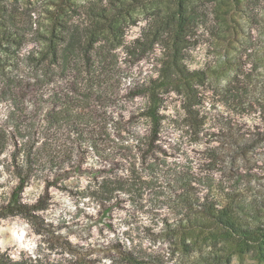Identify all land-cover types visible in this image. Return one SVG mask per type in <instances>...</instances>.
Masks as SVG:
<instances>
[{
	"label": "rangeland",
	"instance_id": "1",
	"mask_svg": "<svg viewBox=\"0 0 264 264\" xmlns=\"http://www.w3.org/2000/svg\"><path fill=\"white\" fill-rule=\"evenodd\" d=\"M51 2L0 0V22L11 18L12 32L27 34L17 49L21 56L44 44L33 31L46 33ZM124 14L130 19L107 58V75L90 92L78 90L90 94L80 119L67 114L44 133L47 102L34 112L26 69L18 107L28 115L15 111L10 118L14 110L0 101V122L9 130L28 127L22 132L46 162L20 194L27 203L35 192L26 197L25 190L43 183L36 201L44 197L45 225L32 233L41 237L39 255L10 245L0 250V264H112L104 247L117 239L160 255L165 264H264V0H136ZM92 68L99 69L98 61ZM168 78L182 92L163 86ZM66 80L55 76L49 86L65 94ZM141 87L158 93L162 116L148 148L141 116L146 98L133 95ZM185 92L194 103L191 114L183 108ZM59 194L71 198L75 211L65 209L53 224L47 217L62 207ZM201 204L225 208L237 232L197 213ZM16 217L22 218L0 219V228ZM181 219L190 243L184 254L169 252Z\"/></svg>",
	"mask_w": 264,
	"mask_h": 264
},
{
	"label": "trees",
	"instance_id": "2",
	"mask_svg": "<svg viewBox=\"0 0 264 264\" xmlns=\"http://www.w3.org/2000/svg\"><path fill=\"white\" fill-rule=\"evenodd\" d=\"M52 1L53 10H47L49 23L45 27L46 33H41L39 27L33 31V36L42 39L44 44L38 45L36 50L25 56H21L17 49L22 45L27 34L12 32L15 24L11 18H5L0 22V27L3 29L0 33V101L9 103L10 108L14 110L10 112V118L15 111L28 115L26 109L18 107L20 101L18 82L23 81L21 73L26 69V76L32 80L31 91L35 95L34 112L40 110L39 104L43 99L47 102V110L41 121L47 124L43 132L48 134L60 117L69 114L80 119L82 116L80 104L90 98V94H80L78 90L84 89L90 92L94 83L99 84L100 79L107 75L105 71L108 66L105 63H109L107 58H110L112 51L120 45L124 25L127 19H130L124 12L136 0H107L105 3L99 0L81 5L70 0ZM178 6L176 13L179 15L181 4ZM35 22L37 24V21ZM33 23L30 18V28ZM177 24H180V21ZM3 44L7 46L4 47ZM12 45H15L16 49H12ZM95 61H98L97 70L92 68ZM174 69L177 70L175 64ZM98 70L99 72L95 74ZM61 75L67 79L68 88L65 94H60L49 86L55 76ZM162 85L182 92V86L176 78H168ZM133 95L146 98L141 116L148 125V133L144 137V145L148 148L157 140L160 131L162 116L159 113L158 93L153 88L141 87L137 88ZM185 96L183 108L187 114H191L194 103L186 92ZM79 97L82 99L80 100ZM7 124L6 120L0 122V219L21 216L30 221L34 229L39 232L45 225L39 215V212L46 209L44 197H39L34 204H27L21 200L20 194L31 178L44 168L46 162L41 159L39 150H34V142L26 137V132H22L28 127L24 128L21 123V128L18 125L13 130H9ZM13 126L14 124L11 127ZM49 136L47 135L46 138ZM6 174L8 179H5V182L11 183L12 179L17 180L9 190L3 183ZM50 186L51 184L45 180V193ZM214 209L213 204L209 207L201 204L197 213L212 220L214 226L236 233L238 227L226 218L227 210ZM212 210L214 213H211ZM178 225L180 234L177 242L171 243L169 252L179 248L184 254L190 249V243H187L188 236L185 232L186 227L182 225V219L178 221ZM104 251L113 253L112 264H165V260L160 255L146 252L119 239L114 245H106ZM9 264L26 263L10 262Z\"/></svg>",
	"mask_w": 264,
	"mask_h": 264
},
{
	"label": "clouds",
	"instance_id": "3",
	"mask_svg": "<svg viewBox=\"0 0 264 264\" xmlns=\"http://www.w3.org/2000/svg\"><path fill=\"white\" fill-rule=\"evenodd\" d=\"M7 155V153H5ZM4 179H8L7 174ZM17 183L16 179L11 180V184L15 185ZM43 187V183L41 182L40 188H29L25 190L24 195L27 197L29 192H35V195L28 201L27 203L34 204L36 202V198L41 194V189ZM58 199L62 201V207L54 212L52 215L47 218L51 220L53 224L58 223L59 221L55 218L61 215L65 209L68 212H74L75 208L73 207V201L67 194H59L57 196ZM83 206V205H81ZM89 212H92L93 209L89 208ZM4 224L3 228H0V232L3 233V236L0 237V250L4 247H8L10 245H16L19 249H24L30 255H39L36 251L37 244L40 241L41 237L34 236L33 233V225L30 221L16 217L10 220L2 221ZM25 234H27L28 238H25ZM75 239V237H73ZM15 259H19L18 256L14 257Z\"/></svg>",
	"mask_w": 264,
	"mask_h": 264
}]
</instances>
